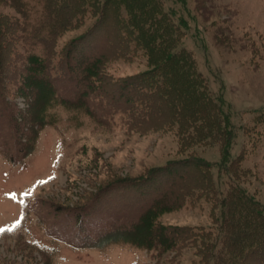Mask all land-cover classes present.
Instances as JSON below:
<instances>
[{
	"label": "rangeland",
	"instance_id": "obj_1",
	"mask_svg": "<svg viewBox=\"0 0 264 264\" xmlns=\"http://www.w3.org/2000/svg\"><path fill=\"white\" fill-rule=\"evenodd\" d=\"M10 1L0 0L1 15L21 20L26 29L39 21L40 0H23L29 10L26 19ZM158 2L166 22L180 32L178 43L190 51L228 116L234 130L230 157L243 152L241 165L250 172L242 186L264 205V0ZM96 17L87 11L83 21L59 34L57 56L72 40L78 47L73 56L85 53L80 36ZM99 38L103 41L105 34ZM11 45L22 56L42 50L31 38L15 39ZM132 55L107 60L104 72L116 80L148 68L140 50ZM59 58L54 55L50 61ZM14 75L3 81L0 94V264H194L198 257L190 248L168 252L131 241L150 239L149 222L140 221L139 215L172 176L188 170L178 161L168 162L183 160L192 151L213 163L215 179L224 180L226 174L216 167L219 147L181 150L174 130H127L122 113L101 114L98 95L95 103H101L92 106L97 109L94 117L83 107L54 102L46 112L48 120L39 126L29 117L48 98V86L33 77L23 89L19 70ZM154 168L160 173L145 177ZM226 187L224 181L219 185ZM188 198L159 213L156 221L213 226L208 198Z\"/></svg>",
	"mask_w": 264,
	"mask_h": 264
},
{
	"label": "trees",
	"instance_id": "obj_2",
	"mask_svg": "<svg viewBox=\"0 0 264 264\" xmlns=\"http://www.w3.org/2000/svg\"><path fill=\"white\" fill-rule=\"evenodd\" d=\"M158 1L40 0L39 21L27 29L21 20L0 14V94L3 81L14 78L19 70L23 89L33 77L48 86V98L38 102L35 116L29 117L39 126L48 120L46 112L54 102L83 107L94 117L96 108L92 106L101 103H95L98 95L102 99L101 114L122 113L127 130H174L181 150L216 145L220 155L216 167L226 178L215 179L213 163L192 151L183 160L169 161L168 166L178 161L188 170L176 177L171 175L170 184L139 215L140 221L149 222L150 239L131 242L168 252L190 248L198 257L194 264H264V205L242 186L250 173L241 165L243 152L230 157L234 130L228 116L196 69L190 51L178 43L180 32L166 22L167 14ZM10 3L24 19L28 18L26 2ZM87 11L97 17L80 36L86 44L85 53L73 56L78 47L72 40L57 56V36L83 21ZM18 30L22 32L17 34ZM99 34H105L103 41L98 39ZM19 38L40 42L41 53L31 50L24 56L16 54L11 44ZM137 49L145 55L148 68L116 80L104 72L102 65L107 60L132 58ZM54 55L60 57L57 63L50 61ZM20 59L21 64L17 61ZM60 80L62 87L57 86ZM69 94L75 98H69ZM157 170L151 169L145 177L159 174H155ZM222 181L225 189L219 188ZM189 195V201L203 195L208 198L213 226L163 225L156 221L159 213L182 205Z\"/></svg>",
	"mask_w": 264,
	"mask_h": 264
},
{
	"label": "snow or ice",
	"instance_id": "obj_3",
	"mask_svg": "<svg viewBox=\"0 0 264 264\" xmlns=\"http://www.w3.org/2000/svg\"><path fill=\"white\" fill-rule=\"evenodd\" d=\"M39 182H42V181H39ZM18 223H19V220L14 221L13 222V226L17 225ZM4 228H9V226L8 225H5ZM0 230H3V229L0 228ZM9 230H10V228H9Z\"/></svg>",
	"mask_w": 264,
	"mask_h": 264
}]
</instances>
